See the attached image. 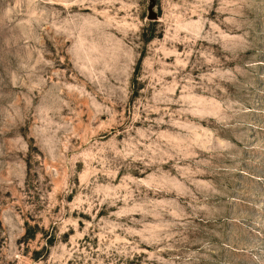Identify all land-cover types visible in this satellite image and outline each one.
<instances>
[{
    "label": "rangeland",
    "instance_id": "rangeland-1",
    "mask_svg": "<svg viewBox=\"0 0 264 264\" xmlns=\"http://www.w3.org/2000/svg\"><path fill=\"white\" fill-rule=\"evenodd\" d=\"M0 264H264V0H0Z\"/></svg>",
    "mask_w": 264,
    "mask_h": 264
}]
</instances>
